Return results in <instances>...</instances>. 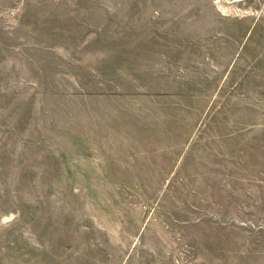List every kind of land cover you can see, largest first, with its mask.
<instances>
[{"label": "rangeland", "instance_id": "374dc122", "mask_svg": "<svg viewBox=\"0 0 264 264\" xmlns=\"http://www.w3.org/2000/svg\"><path fill=\"white\" fill-rule=\"evenodd\" d=\"M0 264H264V0H0Z\"/></svg>", "mask_w": 264, "mask_h": 264}]
</instances>
